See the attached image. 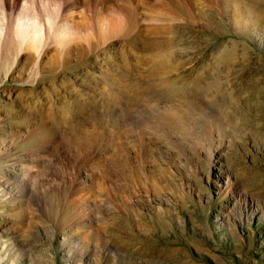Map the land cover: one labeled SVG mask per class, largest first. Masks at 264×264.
<instances>
[{"label":"rangeland","instance_id":"obj_1","mask_svg":"<svg viewBox=\"0 0 264 264\" xmlns=\"http://www.w3.org/2000/svg\"><path fill=\"white\" fill-rule=\"evenodd\" d=\"M0 264H264V0H0Z\"/></svg>","mask_w":264,"mask_h":264},{"label":"bare ground","instance_id":"obj_2","mask_svg":"<svg viewBox=\"0 0 264 264\" xmlns=\"http://www.w3.org/2000/svg\"><path fill=\"white\" fill-rule=\"evenodd\" d=\"M37 36H38V34H37ZM157 129H158V128H156V127L154 128L155 131H157ZM160 130H161V129H158V132H157V133H159ZM160 132H161V131H160ZM209 142H210V141H209ZM210 144H211V143H207L208 149L210 148ZM203 146H204V145H203ZM208 151H209V150H208Z\"/></svg>","mask_w":264,"mask_h":264}]
</instances>
